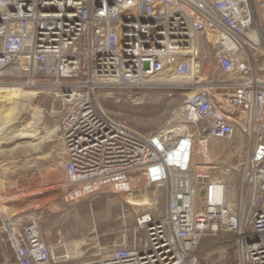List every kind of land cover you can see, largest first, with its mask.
Instances as JSON below:
<instances>
[{"label":"built area","instance_id":"2783aa9c","mask_svg":"<svg viewBox=\"0 0 264 264\" xmlns=\"http://www.w3.org/2000/svg\"><path fill=\"white\" fill-rule=\"evenodd\" d=\"M179 57L196 70L210 57L214 72L155 132L99 106L101 90L166 86ZM51 89L65 179L44 177L29 196L61 184L65 202L80 197L72 185L165 192L164 210L133 212L98 264H264V0H0V106L27 111L33 91ZM231 141L246 149L236 178L212 152ZM2 215L15 264L56 263L31 212Z\"/></svg>","mask_w":264,"mask_h":264},{"label":"rangeland","instance_id":"374dc122","mask_svg":"<svg viewBox=\"0 0 264 264\" xmlns=\"http://www.w3.org/2000/svg\"><path fill=\"white\" fill-rule=\"evenodd\" d=\"M182 59L180 57L176 59L175 63L178 65L170 72L177 74L184 70L187 71L190 77L188 83L163 80L166 86L155 89L150 88L142 91L101 90L96 96L99 106L108 117L132 130L141 133L155 132L167 121L175 119L176 109L185 94H188L192 89L196 90V85L193 82L200 81L204 84L213 75L214 67L210 57L203 63L202 68L197 70L190 69V63L183 62ZM178 61L179 63H177ZM49 91L52 93L54 90ZM52 96L39 95L35 99V94L31 93L27 111L21 109L8 111L0 106V180L5 200V203L0 206L2 216L10 217L29 212L27 204L33 196L28 195V189L38 186L42 178L60 177L62 181L65 179L63 143L57 121L49 114V110L53 112L56 107V101L51 98ZM212 152L216 164L231 167L234 178L239 175L241 168L239 165L246 157L244 143L231 141L213 144ZM58 188L64 195L63 185L61 184L53 190ZM69 188L72 192H79L80 197H74V200L79 199L81 203H86L102 193L113 195L112 190L109 189H99L88 193L82 192L81 185ZM132 195H139L140 202H143L141 196L145 195L147 204L141 207L127 205L132 216L125 220L126 225H133V212L141 214L147 211L151 204H154L153 208L157 213L164 210L165 192L161 189H143L141 187L137 188ZM114 196L122 200L121 202H129V196L126 194L114 193ZM200 200L198 194L196 202L198 209ZM86 212L88 213L84 210V214ZM90 236L89 234L88 237ZM0 264H15V256L7 239V232L1 216Z\"/></svg>","mask_w":264,"mask_h":264},{"label":"crops","instance_id":"0c3cea01","mask_svg":"<svg viewBox=\"0 0 264 264\" xmlns=\"http://www.w3.org/2000/svg\"><path fill=\"white\" fill-rule=\"evenodd\" d=\"M60 190L28 200L27 209L37 218L44 243L53 249L57 264H98L114 243L125 241L126 221L118 214L122 200L102 193L86 203H66Z\"/></svg>","mask_w":264,"mask_h":264},{"label":"bare ground","instance_id":"6f19581e","mask_svg":"<svg viewBox=\"0 0 264 264\" xmlns=\"http://www.w3.org/2000/svg\"><path fill=\"white\" fill-rule=\"evenodd\" d=\"M39 15V17H43L44 19L46 20H54V19H58L56 17V15L54 13H49V12H45V11H39V13H37ZM176 61H172L171 63H169L171 66H170V70L168 72H164L163 75H162V80L164 81H176V82H182V83H188L190 77L188 76V72L187 71H182V72H179L177 74H173L174 72H170L173 70V68H175V63ZM194 85H196V89H199L200 87H203L204 84L200 81H195L193 82ZM32 93L35 94V99L37 98V96H43V97H50L52 94L50 91H47V92H43V91H33ZM49 114L52 118H54L56 121H57V124H58V130H59V120H60V117L57 113H53L49 110ZM109 136L106 135V134H103L102 135V138H107ZM142 200L143 202H140V196H135V195H132L130 194L129 195V203H131L132 205H135L137 207H141V206H144L145 204V201H146V198H145V195H142Z\"/></svg>","mask_w":264,"mask_h":264},{"label":"water","instance_id":"95a60500","mask_svg":"<svg viewBox=\"0 0 264 264\" xmlns=\"http://www.w3.org/2000/svg\"><path fill=\"white\" fill-rule=\"evenodd\" d=\"M200 195H203V191L200 192Z\"/></svg>","mask_w":264,"mask_h":264}]
</instances>
